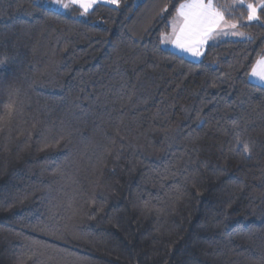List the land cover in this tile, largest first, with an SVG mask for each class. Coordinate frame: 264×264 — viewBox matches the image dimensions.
Masks as SVG:
<instances>
[{"label":"trees","instance_id":"1","mask_svg":"<svg viewBox=\"0 0 264 264\" xmlns=\"http://www.w3.org/2000/svg\"><path fill=\"white\" fill-rule=\"evenodd\" d=\"M184 1L0 0V264H264V9L194 62Z\"/></svg>","mask_w":264,"mask_h":264},{"label":"snow or ice","instance_id":"2","mask_svg":"<svg viewBox=\"0 0 264 264\" xmlns=\"http://www.w3.org/2000/svg\"><path fill=\"white\" fill-rule=\"evenodd\" d=\"M52 4L67 10L70 6L77 7L81 13L86 15L92 10L101 0H50ZM105 3L119 6L120 0H103ZM243 5V0H241ZM248 11V19H258L257 9L253 4L245 6ZM264 9V2L260 5ZM163 11H167V6ZM175 16L171 20L172 42L176 48L190 52L193 56H198L199 46L205 43L215 32L220 34L217 30H222L223 27L236 28V24H227L223 13L214 4V0H187L185 3H180L178 7H174ZM228 35V32H223ZM232 35L239 33L233 32ZM250 78L256 79L260 84L264 85V58L258 59L252 67ZM8 116L12 115L13 105L7 103L4 105ZM4 117H0L3 121ZM244 151L248 148L245 146Z\"/></svg>","mask_w":264,"mask_h":264},{"label":"rangeland","instance_id":"3","mask_svg":"<svg viewBox=\"0 0 264 264\" xmlns=\"http://www.w3.org/2000/svg\"><path fill=\"white\" fill-rule=\"evenodd\" d=\"M142 1L143 0H137V4L141 3ZM35 2L37 4H39V5H41V6L46 7V8H51L52 10H55V11H57L59 13L67 14L69 16H72V17H75V18H78V19H82V20L87 19L88 14L91 11H93L95 8H97L98 6H100V5L116 7V5L109 4V3H105V2H103V0H101V2H99L92 10H90V12L88 14L84 15V14L81 13V10L79 8L74 7V6H70L67 10H64V9H62L60 7H57L54 4H52L50 2V0H35ZM185 2H187V0L184 1L183 3H185ZM262 2H264V0H243V5L246 6L247 4H253L256 7V9H257V13L256 14L258 16V19H253V20L247 19V22L248 23L253 24V23H259L260 22V20H259V11L261 9L260 5H261ZM214 4H215V0H214ZM245 6H242L241 0H232V2L229 5V8H238V7H245ZM171 30H172V28H171ZM219 32H220L219 35L223 36L224 35L223 32H225V31L220 30ZM233 32H237L239 34L232 35L231 33H233ZM228 33L229 34L227 36L230 39H232V40H241V39H249L250 38L249 35L245 34L242 31H240L237 27L234 28V29L233 28H230V30L228 31ZM214 34L215 33H213L212 36ZM171 36H172V32H171V34L169 36H166L164 38L165 39L164 40L165 41L164 46H174V48H175V45L172 42H170ZM210 39L211 38H209L206 42H208ZM206 46L207 45L205 43H203L202 45L199 46V49L198 50H199V53L200 54L198 56H193L190 52H188L187 53V56L188 57H185V56L184 57L187 58V59H189V60H191V61L199 62V61H201V59L203 57V54H204V51H205ZM260 58H262V57H260Z\"/></svg>","mask_w":264,"mask_h":264},{"label":"crops","instance_id":"4","mask_svg":"<svg viewBox=\"0 0 264 264\" xmlns=\"http://www.w3.org/2000/svg\"><path fill=\"white\" fill-rule=\"evenodd\" d=\"M226 21V20H225ZM227 24H230V23H228L227 22ZM230 30V27H223L222 28V31H225V32H228ZM217 31H220V30H217ZM171 32H172V30H171V23H170V33L169 34H167L166 36H169L170 34H171ZM215 33V32H214ZM166 36H164V38L166 37ZM163 38V40H162V44H163V46H164V43H165V39ZM223 38H227V39H230L227 35H223V36H221V35H217L216 33L211 37V39L208 41V42H205V44L206 45H208V44H210L211 42H213V41H215V40H218V39H223ZM165 48H167V49H169V50H172V51H174V52H176V53H178V54H180V55H182V56H185V57H188L187 56V53L188 52H186V51H182V50H180V49H178V48H174V46H164ZM207 47V46H206ZM262 58H264V56L262 57ZM252 71V70H251ZM250 76H251V72H250V75H249V80H250V82H252V83H254V84H256V85H258V86H260V87H263L264 88V85H262V84H260L256 79H254V78H250Z\"/></svg>","mask_w":264,"mask_h":264}]
</instances>
